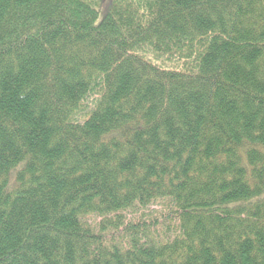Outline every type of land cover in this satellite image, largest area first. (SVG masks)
Returning <instances> with one entry per match:
<instances>
[{"label": "trees", "instance_id": "obj_1", "mask_svg": "<svg viewBox=\"0 0 264 264\" xmlns=\"http://www.w3.org/2000/svg\"><path fill=\"white\" fill-rule=\"evenodd\" d=\"M101 2L0 0V264H264V0Z\"/></svg>", "mask_w": 264, "mask_h": 264}, {"label": "rangeland", "instance_id": "obj_2", "mask_svg": "<svg viewBox=\"0 0 264 264\" xmlns=\"http://www.w3.org/2000/svg\"><path fill=\"white\" fill-rule=\"evenodd\" d=\"M110 2H111V0H102L100 8H99L97 16H96V19L94 21V25H98L101 22V20L103 19V17L105 16V14L107 13V11L109 9ZM106 3H107V5H106ZM166 68H170V66L167 65ZM13 173H14V171L10 175L11 180L13 179ZM151 210H153V209H151ZM90 222H91V220H90Z\"/></svg>", "mask_w": 264, "mask_h": 264}]
</instances>
